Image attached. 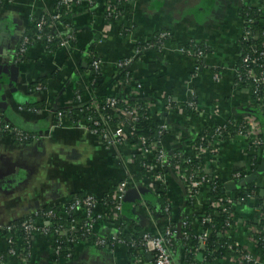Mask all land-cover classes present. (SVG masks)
Instances as JSON below:
<instances>
[{"label": "crops", "instance_id": "obj_1", "mask_svg": "<svg viewBox=\"0 0 264 264\" xmlns=\"http://www.w3.org/2000/svg\"><path fill=\"white\" fill-rule=\"evenodd\" d=\"M2 1H5L0 5L2 116L36 135L37 139L15 142L0 135V224L18 221L42 208L59 207L72 195H101L113 186L115 180L127 175L141 179L145 185L153 182V169L157 170L158 166L152 153L146 155V160L154 168L142 170L128 148H106L90 132L77 125L81 117L75 105V92L81 94L83 103H91L107 95L122 100L137 99L130 92L132 81L146 88L155 87L156 92L153 93L156 97L170 96L174 102L171 110L164 107L161 99L152 103L158 112L160 125L166 123L171 125H167V130L174 129L170 139L164 138L162 143L167 151L177 147L184 150L192 136L205 127L250 114L249 88L234 85L233 69L239 60L238 42L243 25L239 11L242 7L262 11L264 24V0H128L120 4L127 11L117 12L115 18L107 17L105 8L118 5L117 0H92V3L80 0L64 12L54 29L51 28L60 35L63 34V25L70 28L69 44L51 53L45 51L41 43L31 41L19 62H13L14 52L25 37L31 38L34 20L53 11L56 0ZM161 33H167L165 38L169 37V41H164L162 51L152 40L154 35ZM138 44L146 48L131 63V79L127 83L116 80L113 77L115 63L131 57ZM186 45L201 47L205 52L200 57L188 56L179 51L180 46ZM89 47H93L103 66L99 72L102 83L94 87L86 81L90 65L85 57L90 54ZM11 64L18 65L16 82L10 81L8 67ZM196 64L198 68L194 70ZM213 69L221 70L219 80L213 79ZM37 82L43 86L41 92L31 90V85ZM192 95L199 112L188 114L184 105ZM63 108L72 110L76 121L63 116L55 126L56 111ZM28 109L39 111L30 113ZM177 135L182 136L178 144L175 143ZM247 148L246 139L241 137L222 141L217 155H214L215 161L207 164L206 171L209 169L208 173L218 175L219 181L227 183L237 168L253 163V152ZM174 178L171 177L167 183L170 219L167 222L163 220L158 202H154L155 217L152 213V220L144 218L138 221L135 213L129 219L122 213L127 222L121 233L134 234V221L144 230L163 229L168 221L178 228L183 217L188 218L190 233H199L201 225L195 215L207 199L208 188H201L198 201L190 203L188 208L184 185L178 177L179 182ZM254 182L259 194L262 191L260 196H264L262 174ZM229 184L225 185L226 191H229ZM255 202L235 205L237 223L229 236L234 243L250 249V225ZM95 211L101 217L95 220L93 232L101 237H110L116 224L110 220L105 207ZM75 215L83 218L80 212ZM36 223L47 225L46 221ZM53 237L49 233L31 234L27 238L29 257L26 264H152L153 252L150 249L144 250L137 258L130 256L124 245L106 248L82 239H76L69 246L71 256L63 258L54 253ZM227 256L206 261L201 260L202 256L198 254L194 264H237ZM182 259L181 245L174 244V264H182ZM0 264H19L16 257L6 254V245L1 237Z\"/></svg>", "mask_w": 264, "mask_h": 264}, {"label": "built area", "instance_id": "obj_2", "mask_svg": "<svg viewBox=\"0 0 264 264\" xmlns=\"http://www.w3.org/2000/svg\"><path fill=\"white\" fill-rule=\"evenodd\" d=\"M80 0H56L55 8L52 12L47 14L45 17L43 14L40 15L38 18L34 20V23L31 24V27L33 28L32 36L25 37L22 41V43L17 47L16 51L13 54V62H19L21 60V57L26 52L27 45L31 42H39L41 43L43 40L50 41L53 38L57 37L59 38V45L61 47H65L69 44V40L71 39L70 34V28L63 25V34L60 35L57 32H54V26L56 23L61 22V19L64 15V12L68 11V9L71 7V5L76 4ZM89 3H92V0H87ZM124 2L126 0H123ZM2 0H0V3ZM117 3L121 4L123 2H119L117 0ZM105 14L107 17L115 18L117 17V10L115 6L109 5L105 8ZM252 22V20H243L242 30H241V38L248 39L251 36V30L247 27L248 24ZM44 27L49 28L50 32L45 36L43 35V29ZM53 28V29H51ZM264 35V32L262 33ZM167 36V33H161L157 36H154L153 44L159 47L162 42L164 41L165 37ZM161 40V41H160ZM160 43V44H159ZM150 44V43H148ZM146 46L143 47H136V50L132 54L131 57L123 60H119L115 63L114 70L116 71L113 74V77L117 80L118 75L117 73L121 70H124L125 72H130L128 69H126L127 66H129L135 59L136 55H139L143 49H145ZM253 48H255L253 46ZM182 52H185L184 54L189 56H196L200 57L202 56V51L197 50L194 48L193 45L182 47ZM86 55H89L87 53ZM261 56L264 58V52L260 53ZM239 59H241L244 63H250L255 64L257 62L256 58H250L248 55L241 56V53H239ZM133 64V63H132ZM131 64V65H132ZM130 65V66H131ZM90 67L96 71L100 72L103 69L102 63L99 59H93ZM198 66L197 64L194 66V70H197ZM261 71L258 73L253 68H248L245 72V78L242 77V72L239 68L235 67L233 69L234 71V85L240 86L242 88H249L250 90V109L256 110V111H263L264 110V90L262 96H253L255 92L260 89L261 87L264 88V61L260 62ZM213 79L219 80V75L217 73H213ZM252 81L255 86H251L246 84V81ZM36 85L31 88L32 91L35 92H41L43 89V86L41 83L37 82ZM137 88L139 87L136 85ZM132 94V93H131ZM135 97V95H133ZM75 97V105H77V111L78 114H81L85 106L89 108H93L95 114L94 115H88L85 116V118H80V120L77 122V125L84 128L88 132H90L91 135L96 137L100 142L106 147H115L118 145H121L124 142V139L126 135L130 132L129 127L133 126V123L135 121V115H136V106L133 104H130L126 101V99H119L116 96L113 95H107L104 97V101H101V98L99 97L95 101H92L91 103H83L81 94L78 92L74 93ZM120 100L125 103V113L126 115H129L127 123L124 121H119L116 126H112L109 123V117L107 115H104L102 111L106 108H115ZM194 96L192 95L189 97L185 103V105L192 110V112L198 113L199 112V106L197 105V102L194 101ZM145 104V109L150 113L151 116L153 109V104L150 100L143 101ZM173 103V105H172ZM184 105V109H185ZM164 107L168 110H171L174 107V102L171 99L170 96L166 97V100L164 102ZM263 109V110H262ZM39 110L33 111L29 110L28 112H38ZM214 111V108L211 110ZM157 112V111H155ZM264 112V111H263ZM62 113L58 110L56 111V119H55V126H57L60 121L62 120ZM228 120V119H227ZM236 122H238L241 127H244L243 131H239L237 135H235L233 138L227 139L229 141H232L236 138H244L247 141L248 148L247 151L253 152V163L251 165L244 166V168H237L232 175L230 176V179L227 183H234L243 180L245 177L250 175L254 172L253 165L258 166V162L260 163V160L262 159L264 155V138L259 137L262 133V127L255 115L250 112V114L243 115L242 117L238 119H234ZM223 123L216 124L214 128V134L211 136L205 135L203 137L204 140H206V144L204 146L196 145L192 142H189L185 149L183 150L180 147H177L180 149V152L183 154H187L188 151L187 148L190 150L189 157L186 161H184L181 164H179L174 171L171 173L174 176L178 177L185 189L186 197L189 203H194V201H198L199 197V191L201 188H208L207 190L210 191L213 186H210V179L206 177L205 174H208V171H206L207 164H212L213 161H215L216 152L219 151L220 144L222 141L226 140L222 136L223 132ZM160 127L163 130L167 129V124H161ZM239 127V129L241 128ZM129 129V131H128ZM263 134V133H262ZM0 135L12 137L16 141H24V140H30V139H37L36 135H32L31 133H28L18 127L17 125L9 122L0 113ZM182 136L177 135L175 143L178 144L181 140ZM142 144L144 143V139H140ZM165 147L163 146L162 142L160 143L159 149L156 148L154 144L151 145L150 150H147L142 145L141 146H134L133 151H138L142 155L146 156L147 154L152 153L155 155V162L158 166V169L167 166L170 167L169 163V155L172 150L166 152ZM165 151V152H164ZM132 152V149L130 150ZM199 156H205V165L202 169H198L194 172H192L190 175H187V169L185 167L186 163H188L191 159H196ZM146 171L153 169L154 167H151L148 165L146 167ZM157 169V170H158ZM155 170V169H153ZM169 176L170 178L172 176ZM212 175V174H211ZM213 178L216 180V182L223 187L227 184L226 182H221L218 179V175H212ZM169 177L161 176L159 174L153 176V182L149 183L148 185H145V183L135 177V176H129L127 175L125 178H122L120 180H115L113 183V192H112V200L111 204H107V202L104 199H101L100 195H84V196H77L72 195L61 203L59 207V211H55V207L50 206L47 208H42L39 210L34 211L30 215H28L25 218L19 219L17 221V225L13 223L8 224H0V237L3 239L5 245H6V254L10 256L16 257L19 264H26L27 259L29 257V248H28V242L27 238L33 234V233H49L54 235L53 237V245H54V253L57 256H61L63 258H69L71 256L70 250H68L69 246L72 245L75 241V237L77 239H82L83 241H89L91 243H94L95 245L102 246V247H109L113 248L116 245H126L125 241L121 238L120 234L123 231V228L126 224V220L122 218V205H123V199L125 196L126 191L131 187H143L145 189H151L153 192L157 191V188L159 186L166 185L169 181ZM262 177L264 179V172L262 173ZM254 187L256 186V183L253 181L251 184ZM247 186V185H245ZM148 187V188H147ZM244 187V186H242ZM228 192V191H227ZM226 195V194H225ZM206 198L204 202H206ZM242 201L245 202V198H239L236 200V204H241ZM251 201L252 203L255 202V197L253 193L247 194L246 202ZM203 202V203H204ZM231 197L229 196H216V200L211 203L213 207L221 209L224 212L228 213V219L230 224L227 225V228L223 231V233L226 236H230L231 232L235 228V224L237 223L235 219V213H234V206L235 203ZM202 203V204H203ZM105 207L107 210V214L110 217V220L116 224L115 232L110 237H101L96 235L93 232V225L95 223V220L97 218L101 217L100 213H97L95 211L96 208ZM135 212L138 213L140 216H142L145 219L152 220L153 216L152 213L145 202L143 198H140L139 200H136L134 204L132 205ZM80 212L83 216L82 219L76 217V213ZM165 216H162L163 220L167 222V220L170 219V203L167 199V204L164 207ZM192 210L190 209L188 212V215L190 216V213ZM198 213H201L199 210ZM253 217L251 219V227L250 230L252 231L251 236L249 237V244L251 246H244V245H238L234 243L235 246H240L241 248L239 250L234 249V253L227 254L229 256L230 261L237 263V264H264V257H261L258 255V253L255 251V243L256 240L254 238L255 233H259L264 235V226L258 227V223L260 220L264 219V212L261 211V209L258 207L257 202H255L253 207ZM213 212L209 213H201V223H208L211 220V216ZM63 219L65 222H56L55 218ZM36 221H46L47 225L40 226L36 223ZM199 223V222H198ZM201 225V230L199 233L192 235L190 233V223L188 221V218L183 217L181 221L179 222V228H177L176 224H173L171 221H168L166 226L163 229H152V230H144V232L141 234L139 241L136 243L134 241L130 242V247H133L136 251V254H133L134 257L139 258L144 253V250L147 251L150 249L152 253V264H174L172 260V241L177 237V235H180L179 237H185L187 239L188 237L192 236L193 238L197 239L199 248H203L205 245V241L208 238L210 234L209 228H204ZM17 233L19 234V237L16 236ZM67 234H72L70 238L68 239L67 245L68 247H63L61 245L62 241L60 239L61 236H66ZM231 248V246H229ZM237 252V253H235ZM64 253V255H62ZM134 253V252H133ZM224 255L223 257L227 256ZM227 256V257H228Z\"/></svg>", "mask_w": 264, "mask_h": 264}, {"label": "trees", "instance_id": "obj_3", "mask_svg": "<svg viewBox=\"0 0 264 264\" xmlns=\"http://www.w3.org/2000/svg\"><path fill=\"white\" fill-rule=\"evenodd\" d=\"M128 1V0H126ZM119 2H124L123 0H119ZM118 14L124 13L127 11L126 7H121L120 4L115 6ZM240 16L242 17L243 20H252L248 24V28L251 30V36L248 39L245 38H240L238 42V47L241 53V56L248 55L250 58H256L257 62L255 64H250V63H244L241 59L238 60L237 62V68H239L242 72V77L245 78V72L248 68H253L256 72H260L261 68L260 67V62L264 61L263 56L260 55L261 52H264V35L262 33L264 32V24L262 23V18H263V12L256 9V8H251V7H242L239 11ZM45 17L47 14H43ZM43 35H47L50 30L47 27H44L43 29ZM156 36V35H154ZM156 41V40H153ZM161 41V40H160ZM160 44V43H159ZM41 45L43 49L47 52H56L61 49V46L59 45V38L55 37L50 41L43 40L41 42ZM137 46L143 47V44H138ZM253 46L255 48H253ZM159 49V47H157ZM196 51L200 50L202 51V54H204V50L201 47L196 46ZM90 54L85 57L86 62L88 65H91L93 59H98L95 53L93 52V47H89ZM157 50V49H156ZM22 60V57H21ZM213 73H217L218 75L221 73V70L219 69H213ZM118 78L121 82L127 83L131 79V73L130 72H125L124 70H121L117 73ZM87 84L94 87L97 86L98 84L102 83V78L99 75V72L94 71L91 67L88 73V77L86 78ZM246 84L255 86V84L252 81L247 80ZM36 84H32L31 86H35ZM31 87V88H32ZM264 88L258 89L253 96H262ZM105 96H100L101 101H104ZM166 95L162 97V102L164 104L166 100ZM126 101L130 104H133L136 106V115H135V121L133 123L132 127H129L130 132L128 135H126L124 142L121 145L118 146H124L128 148L129 150L132 149V152H130L131 157H133L137 162L138 166L142 170H146L147 166L149 165V162L146 160V156L142 155L138 151H133L134 146H143L147 150H150L151 145L154 144L156 148L159 149L160 143L165 139H170L171 135L174 133V129L170 128L169 130H163L160 127L159 119H157L158 112H155V110L150 113L145 109L144 102L143 101H148L147 99L144 100H138V99H126ZM196 101V99L194 100ZM173 105V103H172ZM39 106V105H38ZM27 107V106H24ZM34 108H39V107H34ZM125 103H123L121 100L118 103V105L115 108H106L102 111L104 115H107L109 117V123L112 126H116V124L119 121H124L125 123L128 124L129 121L128 118L130 117L129 115H126L125 113ZM263 110V109H262ZM59 112L62 113V116H67L73 121H76L75 115L72 114V110L70 109H59ZM82 113L80 114L81 118H85V116L88 115H94L95 112L93 108L89 107H84L81 109ZM264 111V110H263ZM263 111H256L253 113L255 117L259 120L260 124L262 125L264 129V112ZM185 112L190 114L192 113V110H190L186 105H185ZM168 125V124H167ZM171 127V125H168ZM167 126V127H168ZM216 124L213 126L205 127L202 130H200L197 134H194L191 138V142L196 144V145H201L204 146L206 144V140L203 139L205 135L211 136L214 134V128ZM224 129L222 132V136L224 139H230L233 138L239 131H243L244 127H241V125L234 120V118H229L227 121L224 122L223 125ZM239 127H241L239 129ZM128 129V131H129ZM244 132V131H243ZM263 133V134H262ZM261 135L259 137L264 138V130L262 131ZM141 138L144 139V143L142 144ZM11 139L16 142L12 137ZM163 143V142H162ZM188 152L187 154H189ZM183 154L180 152L179 148H175L172 150V152L169 155V165L170 167L164 166L158 170H154L153 174L154 175H161L165 177H169L171 173L174 171V169L179 165L186 161L187 158H190L189 155ZM155 158V155H154ZM205 156H199L196 159H191L188 163H186L185 167L187 169V175H190L192 172L202 169L205 165ZM259 164V162H258ZM254 170H256L257 165H253ZM208 179H210V186L212 185L214 188L208 192L207 195V200L204 202L201 207L200 211L201 213H209L213 212V216H211V220L208 223H201V213H197L195 215L196 221L201 223L204 228H209L210 229V234L208 238L205 241V245L203 248H199L198 242L196 238H193L192 236L188 237L185 239V237H178L175 238L172 241V246L175 244V246L181 245L183 249V259H182V264H194L197 261V255L200 254L202 256L201 260H206V261H211L216 258H220L221 256L227 255L234 253L235 250H239L241 247L240 246H235L234 241L232 240L231 237L226 236L223 231L227 228V225L230 224L229 219H228V213L222 211L221 209L215 208L212 206L211 203H213L216 200V196H229L232 198V200L236 204V200L239 198H245L246 202V197L247 194L253 193L255 200L257 201L258 207L261 209V211L264 212V196H260L259 194V188L254 187L253 185H247V186H235L234 189L231 191H226L225 187L222 185L218 184L216 180L213 178V176L208 173L205 174ZM171 178L169 177V180ZM118 180V179H117ZM116 180V181H117ZM171 181V180H170ZM114 187L112 186L107 192L101 194L100 198L104 199L107 204H111L112 200V192H113ZM169 186L163 185L159 186L157 188L156 192H152L151 189H149V193L152 195L149 196L148 194L145 196V202L147 203L151 213L154 215V209L152 208V205L154 202H158L159 208H160V215L165 216L164 212V207L167 204V192H168ZM226 194V195H225ZM85 194H81L80 196H84ZM188 201V200H187ZM242 201V203H245ZM189 207H191V204L188 203L186 204ZM130 206V207H129ZM128 203L123 202L122 205V213H124L127 217L133 218V212H132V205H129ZM235 207V206H234ZM55 211H59L57 207L54 208ZM155 217V215H154ZM56 222H65L63 219L60 218H55L54 219ZM13 224L17 225V221H12ZM134 229L135 233L130 234V233H121L120 236L121 238L125 241L124 247L128 250V253L130 256H133V254H136V251L134 250L133 247H130V242H138L140 239L141 234L144 232V229L141 227V225L137 222L134 221ZM261 226H264V219L260 220L258 223V227L260 228ZM20 233H17L16 236L19 237ZM72 234H67L66 236H61L60 239L62 241L61 245L63 247H68L67 242L68 239L70 238ZM254 238L256 240L255 243V251L260 255L261 257H264V235L255 233ZM77 237H75V240ZM231 246V248H229ZM69 248V247H68ZM70 250V248L68 249ZM134 252V253H133ZM237 253V252H235ZM64 255V253L62 254Z\"/></svg>", "mask_w": 264, "mask_h": 264}, {"label": "water", "instance_id": "obj_4", "mask_svg": "<svg viewBox=\"0 0 264 264\" xmlns=\"http://www.w3.org/2000/svg\"><path fill=\"white\" fill-rule=\"evenodd\" d=\"M8 68H9V71H10V74H11L10 81L11 82H16V78H17V75H18V65L17 64H11V65H9ZM1 103H4V102H0V104ZM249 110H250L251 113H255V110H252V109H249ZM0 113H1V115H3L2 108H0ZM263 172H264V155H263L262 159L260 160V163H259L257 169L253 173H251L250 175H248L247 177H245L241 181L230 183L227 186L228 187L227 190L231 191L232 189H234L235 186H245V185L251 184ZM172 178H174L173 174H172ZM174 179L176 181H178L176 178H174ZM147 194L149 196L152 195L151 193H149V191L147 189H145L143 187H137V188L134 187V188L128 189L126 191L124 199H123V202H129L131 205H133L136 200H139L140 198L145 199V196ZM260 194H262V191L260 192ZM131 210H132L133 213H135L137 215V217L139 219L138 221L144 219L142 216H140L138 213L135 212L133 207H132ZM178 228H179V226H178Z\"/></svg>", "mask_w": 264, "mask_h": 264}, {"label": "rangeland", "instance_id": "obj_5", "mask_svg": "<svg viewBox=\"0 0 264 264\" xmlns=\"http://www.w3.org/2000/svg\"><path fill=\"white\" fill-rule=\"evenodd\" d=\"M5 1H2L1 3H0V5H2L3 3H4ZM164 41H169V37H167V38H165L164 39ZM162 42V44L159 46V50H161L162 51V48H163V46H164V44H165V42ZM187 46V45H186ZM182 47H185V46H180L179 47V51L181 52V53H185V52H182ZM189 56V55H188ZM131 65V64H130ZM130 65L129 66H127L126 67V69H128L129 71H130ZM130 92L132 93V95H135V97H138L137 99L138 100H144L145 98L147 99V100H149V99H151L150 101H151V103H155V102H157L158 100H162V97L160 96V95H158L157 97H156V95H155V93H153V92H156L155 90H156V88L155 87H152V86H148L147 88L146 87H144L141 83H132V81L130 82ZM136 85H138L139 87L137 88V86ZM140 95H142L143 97H145V98H141V96ZM155 95V96H154ZM165 141H163V143H164ZM164 145V144H163ZM166 152H168L167 150H165ZM164 151V152H165ZM216 155H217V152H216ZM150 157H152V156H150ZM209 168V167H208ZM207 171H209V169H207ZM176 179H177V177H175ZM229 180H231V179H228L227 180V182L229 181ZM245 247H246V245H244Z\"/></svg>", "mask_w": 264, "mask_h": 264}]
</instances>
